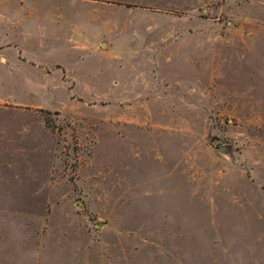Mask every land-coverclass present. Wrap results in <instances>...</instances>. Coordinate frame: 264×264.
<instances>
[{
    "label": "rangeland",
    "instance_id": "374dc122",
    "mask_svg": "<svg viewBox=\"0 0 264 264\" xmlns=\"http://www.w3.org/2000/svg\"><path fill=\"white\" fill-rule=\"evenodd\" d=\"M101 1L0 0L59 40L0 71V264H264V0Z\"/></svg>",
    "mask_w": 264,
    "mask_h": 264
},
{
    "label": "crops",
    "instance_id": "0c3cea01",
    "mask_svg": "<svg viewBox=\"0 0 264 264\" xmlns=\"http://www.w3.org/2000/svg\"><path fill=\"white\" fill-rule=\"evenodd\" d=\"M82 1L83 4H90L93 6L101 7H108L113 4L112 2H102L101 0ZM97 12L100 13V15L103 17L102 21L104 22L105 32L103 33V35H100V38L97 42L93 40L92 35L90 36V38L84 37L82 40L71 39L72 41L69 46L74 50H82L85 52L91 50L104 53L109 52V48L112 45L111 38L113 30L115 29L116 31L117 22L116 20L115 22L112 21V18L108 20L106 10L103 9L102 11L101 9H98ZM27 14L31 16V13ZM52 21L48 27L41 26L35 30H30L26 34V40L23 42L18 39L16 33H13V30H18V27L21 26V22L9 18L7 14H0V34L3 32V34H5L4 37H6L4 38V40L2 39L3 36L0 35V71L8 73L9 83H15V71L20 68L31 70L36 73H44V75L50 74V71L48 69L49 67H47L49 63L45 62L42 58L32 53L30 49L26 47L31 46L34 49L54 50V44L59 40L57 37V32H55L52 27ZM151 62L153 64L155 63L154 61ZM53 68L54 70H61L63 69V66L60 63H55L54 65H51L52 70ZM150 68L153 72H155L156 65H152ZM2 142L4 143L6 142V140L4 139ZM89 239L91 238L89 237ZM108 256L110 257H108L107 260H87L85 264H135L133 260L125 261L123 259L116 258L117 256L113 257L110 254Z\"/></svg>",
    "mask_w": 264,
    "mask_h": 264
},
{
    "label": "water",
    "instance_id": "95a60500",
    "mask_svg": "<svg viewBox=\"0 0 264 264\" xmlns=\"http://www.w3.org/2000/svg\"><path fill=\"white\" fill-rule=\"evenodd\" d=\"M218 150H219L220 152H226V151H227L226 149H223V148H221V147H219Z\"/></svg>",
    "mask_w": 264,
    "mask_h": 264
}]
</instances>
